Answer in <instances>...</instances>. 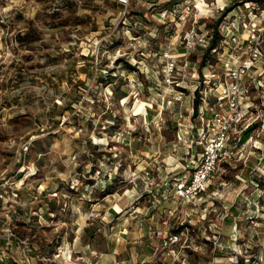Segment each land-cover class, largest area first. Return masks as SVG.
<instances>
[{
  "label": "rangeland",
  "instance_id": "1",
  "mask_svg": "<svg viewBox=\"0 0 264 264\" xmlns=\"http://www.w3.org/2000/svg\"><path fill=\"white\" fill-rule=\"evenodd\" d=\"M246 1L0 0V173L14 177L21 165L9 140L33 138L26 162L38 168L31 178H13L18 198L0 208V261L264 258V166L252 145L214 174L203 192L207 201L182 203L177 196L195 154V92L209 90L200 72L220 74L230 45L221 41L204 67L203 46L223 8ZM227 16L240 21V9ZM33 28L34 41L16 40ZM257 113L261 126L264 108ZM71 178L79 180L75 188ZM220 194L227 204L238 201L235 218L223 217L229 209ZM178 231L180 240L164 246Z\"/></svg>",
  "mask_w": 264,
  "mask_h": 264
},
{
  "label": "built area",
  "instance_id": "2",
  "mask_svg": "<svg viewBox=\"0 0 264 264\" xmlns=\"http://www.w3.org/2000/svg\"><path fill=\"white\" fill-rule=\"evenodd\" d=\"M239 9L240 21L234 19L220 27L224 36L223 43L230 45L222 72L216 74L209 69V75H203V83L210 84L212 80H216L218 85L214 83L216 87L213 88L215 93L212 95V88L209 87V90L201 91L199 97L200 104L196 114L198 126L191 139L195 147L190 165L191 177L187 181L182 180L177 186V196L182 203L200 198L209 187L214 174L224 164L229 165L244 158V151L253 136L243 141L242 133L260 118L258 113L251 118L247 117L253 108L249 97L253 88L264 87V84L256 74L251 75L248 81H245V77L264 55V4L259 6L250 0L244 2ZM165 15L166 12L161 14L162 17ZM221 83L223 88L217 93V86ZM193 114L192 109L191 115ZM32 142L33 138L18 144L14 140L8 141V147L15 153V163L21 165L14 177H7V170L0 173V208H3L8 199L16 202L18 198V181L13 178L20 175L21 182L38 173L35 163L26 162ZM78 183L77 178H71V188H75ZM181 234L182 232H169L164 238V246L176 244ZM233 261L237 262L236 256Z\"/></svg>",
  "mask_w": 264,
  "mask_h": 264
},
{
  "label": "crops",
  "instance_id": "3",
  "mask_svg": "<svg viewBox=\"0 0 264 264\" xmlns=\"http://www.w3.org/2000/svg\"><path fill=\"white\" fill-rule=\"evenodd\" d=\"M239 31H240V29H239ZM254 74L258 75V77L260 78L261 82L264 84V55L257 62L255 68H253L249 72V74L245 77V81H248L249 77L251 75H254ZM259 89H261V90H259ZM256 97L259 99L258 101H256ZM249 98L252 101L251 103L253 104V108L250 110V112L248 113L247 117L251 118V117L255 116L257 111L262 112V110L264 108V87H259L257 89L253 88L251 93H250V97ZM261 126L260 125L256 126V123L252 124L246 130L243 131L242 137L245 134L246 137L245 138L243 137V141H246L250 136H253V140H251L250 143H249V144H251V142H252L253 151H251V152L252 153H257L258 155H261V157L259 158V162L258 163L260 165L264 166V117L263 116H262ZM253 143H254V145H253ZM226 165L227 164H224L223 166H226ZM221 168H220V170H221ZM62 181H65V180H62ZM63 195L66 196V194H64V193H63ZM210 197L211 196L209 194L202 193L200 198L196 199V201L204 202V201H207ZM219 197H221V198H218V201L219 202L220 201L223 202L224 203V207L227 210L229 209L228 212L225 211V213H222L223 217L229 219V217H230L229 214H230L231 216H233V218H235L236 215L238 214V201L236 200V202H233L231 204H227L226 200H225V195L220 194ZM222 197H224L223 198L224 200H222ZM212 199H216V198L212 197ZM230 201H233L232 198H231ZM73 202H74V199H73ZM140 230L143 231L144 237L146 238L148 233L150 232L149 231V225H148L147 221H144L142 224H140ZM254 259H256V260H253V261H256L257 264L258 263L259 264H264V258L260 257V258H254ZM247 261L250 262V259H248ZM256 262L253 263V264H256Z\"/></svg>",
  "mask_w": 264,
  "mask_h": 264
},
{
  "label": "trees",
  "instance_id": "4",
  "mask_svg": "<svg viewBox=\"0 0 264 264\" xmlns=\"http://www.w3.org/2000/svg\"><path fill=\"white\" fill-rule=\"evenodd\" d=\"M253 1L256 2L257 5H259V6H262L264 4V0H253ZM239 3H241V2H237V4H234V6L228 5V6L224 7L222 12H220L218 18L211 24L210 28H211L212 31H211V34L207 38L206 44L203 46L204 48H203L202 57H201V60H200V66L204 67L206 65V62L209 60V58L212 57L213 55H215L216 53H218L219 45H220L221 41L224 40V36L221 33V31H220V27H221V25L229 22L227 15H229L230 11L239 9V7L243 6V4L242 5H238ZM235 5H238V6H235ZM35 32H36V30L34 28L29 30V31H27V32H18L16 34V40L19 43H22V42H24L26 40L28 42L34 41L36 36H32L31 39L29 38V36L34 34ZM117 61L120 62V63L124 62V60L121 59V58H119ZM125 63H126V66L128 68H132V66L130 64H128L127 62H125ZM203 75L204 74L201 71L200 72V78H202ZM111 77L112 76L109 75V78H111ZM109 78H107V79H109ZM215 82H216V80H212V82L210 84H207L208 85L207 87L208 88L209 87L212 88ZM206 90H207V88H206ZM201 91L202 90L199 87L196 89L195 96H194V101H193V110H194V114L193 115H196L197 112H198V107H199V104H200L199 97H200ZM199 92H200V94H199ZM211 95H212V92H211ZM255 262L256 261H252V263L251 262L250 263L253 264ZM0 264H7V263H6V261L1 260ZM256 264H257V262H256Z\"/></svg>",
  "mask_w": 264,
  "mask_h": 264
},
{
  "label": "bare ground",
  "instance_id": "5",
  "mask_svg": "<svg viewBox=\"0 0 264 264\" xmlns=\"http://www.w3.org/2000/svg\"><path fill=\"white\" fill-rule=\"evenodd\" d=\"M95 141L97 142V141H98V139H95ZM98 142H99V141H98ZM116 208H117V210H118V211H120V210H121V208H120L119 206H117Z\"/></svg>",
  "mask_w": 264,
  "mask_h": 264
}]
</instances>
